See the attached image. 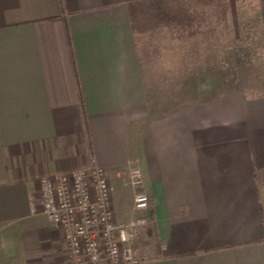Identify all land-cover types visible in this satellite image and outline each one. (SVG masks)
Masks as SVG:
<instances>
[{
  "label": "crops",
  "instance_id": "obj_1",
  "mask_svg": "<svg viewBox=\"0 0 264 264\" xmlns=\"http://www.w3.org/2000/svg\"><path fill=\"white\" fill-rule=\"evenodd\" d=\"M153 2L0 0V264H70L41 179L95 163L116 222L140 170L147 264H264V92L173 98L165 75L186 64L165 45L154 56L134 24Z\"/></svg>",
  "mask_w": 264,
  "mask_h": 264
},
{
  "label": "rangeland",
  "instance_id": "obj_2",
  "mask_svg": "<svg viewBox=\"0 0 264 264\" xmlns=\"http://www.w3.org/2000/svg\"><path fill=\"white\" fill-rule=\"evenodd\" d=\"M147 5L135 10L137 35L154 56L163 55L159 48L165 45L167 60L186 64V78L165 75L171 83L165 89L173 98L180 94L181 104L227 91L264 92L258 0H159Z\"/></svg>",
  "mask_w": 264,
  "mask_h": 264
},
{
  "label": "built area",
  "instance_id": "obj_3",
  "mask_svg": "<svg viewBox=\"0 0 264 264\" xmlns=\"http://www.w3.org/2000/svg\"><path fill=\"white\" fill-rule=\"evenodd\" d=\"M128 184L133 216L116 222L110 181L98 164L41 179L43 213L63 228L70 264H147L148 258L135 247L150 208L138 167H130Z\"/></svg>",
  "mask_w": 264,
  "mask_h": 264
},
{
  "label": "trees",
  "instance_id": "obj_4",
  "mask_svg": "<svg viewBox=\"0 0 264 264\" xmlns=\"http://www.w3.org/2000/svg\"><path fill=\"white\" fill-rule=\"evenodd\" d=\"M157 1H159V0H154V2H157ZM177 26V25H176ZM208 42H209V40H208Z\"/></svg>",
  "mask_w": 264,
  "mask_h": 264
}]
</instances>
